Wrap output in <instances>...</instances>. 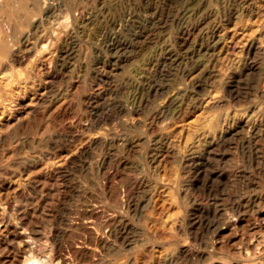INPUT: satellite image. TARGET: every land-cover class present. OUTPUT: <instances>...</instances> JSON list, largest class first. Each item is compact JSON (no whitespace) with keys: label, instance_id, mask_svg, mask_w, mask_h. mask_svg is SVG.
Wrapping results in <instances>:
<instances>
[{"label":"rangeland","instance_id":"374dc122","mask_svg":"<svg viewBox=\"0 0 264 264\" xmlns=\"http://www.w3.org/2000/svg\"><path fill=\"white\" fill-rule=\"evenodd\" d=\"M8 1L0 264H264V0Z\"/></svg>","mask_w":264,"mask_h":264},{"label":"bare ground","instance_id":"6f19581e","mask_svg":"<svg viewBox=\"0 0 264 264\" xmlns=\"http://www.w3.org/2000/svg\"><path fill=\"white\" fill-rule=\"evenodd\" d=\"M26 1L25 0H9L8 1L11 4V13L15 16V18H16L15 21L17 22V24H20V26H23V25L25 26L27 24L34 25L36 23V21L38 20V18L40 17V16L37 17V13L33 12V10H30V8L28 6L29 2H26ZM44 1H42V2H44ZM34 2H38V1L34 0ZM41 3H40V5H41ZM6 5H8V4H6ZM42 6L45 7V5H42ZM38 7H39V5H38ZM44 7H42V10H44L43 9ZM46 7H45V10H46ZM36 12H38V11H36ZM8 16H7V18H8ZM10 17L11 16H9V18ZM9 22H11V21H9ZM35 26H37V25L35 24ZM26 30H27V28H26ZM0 33H1V31H0ZM24 34L26 35L25 32H24ZM1 35H0V64H3V66H7V64H9L8 60L14 54V48L11 47L13 44L10 45L12 42L9 44L8 40L6 39L7 37H3ZM9 40H10V38H9ZM11 41H13V40H11ZM44 69H45V67H44ZM102 134H104V133H102ZM10 204L12 206H14L12 202ZM2 214H3V216H2ZM259 216L263 217V218H261L256 224L253 225L254 226L253 227V233H252L253 236L250 239V242H249L250 247H249V249L247 247V251L248 250L252 251V249L257 248L260 244L264 243V211L259 212ZM3 217L5 218L6 215L2 211V209L0 208V230H2V231L7 230L8 231L10 229L8 226H9V223H11V220L8 219L7 222H5ZM224 220H229V218L226 217ZM222 225H220L219 227H222ZM81 242H82L81 244L83 245L84 241H81ZM81 244H78V245H81ZM31 247L32 246H31L30 239L25 240L23 242V244L20 245L18 248L19 252L15 255V263L14 264H70V260H69L70 250L68 249V245L65 244V242L60 244L58 249L55 248L52 251H48L47 253H45V255L42 254V255H38L36 257L35 256L29 257V255L27 254L25 256V253L27 251L31 250ZM88 252H89L90 256L94 255L93 250H89ZM246 255L251 256L250 253H247ZM8 256H9V254H7V256H5V255H2L0 253V262L10 261L9 259H7ZM190 256H191V254H190ZM192 257H194V255H192ZM142 259H143V253H140L136 257V263L138 264ZM191 261H192V259H191Z\"/></svg>","mask_w":264,"mask_h":264}]
</instances>
